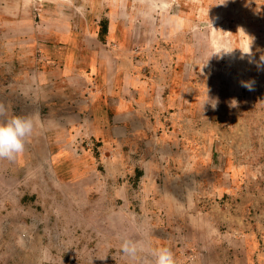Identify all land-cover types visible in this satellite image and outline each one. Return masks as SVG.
<instances>
[{
	"label": "crops",
	"instance_id": "obj_1",
	"mask_svg": "<svg viewBox=\"0 0 264 264\" xmlns=\"http://www.w3.org/2000/svg\"><path fill=\"white\" fill-rule=\"evenodd\" d=\"M45 1L53 12L60 11L57 2L70 3L95 19V24L67 28L85 35L82 68L73 69L71 77L67 68L65 85L51 83L44 99L36 88L32 97L20 99L24 115L33 121L35 139L26 141L23 161H34L39 171L43 163L52 162L58 171H66L76 187L74 193L106 194V207L99 199L86 205L114 210L110 221L115 231L122 232L117 209L125 205L136 220L131 241L142 249L138 258H154L153 251L163 246L171 249L175 259L192 250L205 259L203 264H259L251 259L254 254L264 258V138L259 139L260 154L253 170L250 163L255 160L247 153L249 125L239 115L224 123L212 114L203 118L196 106L174 98L180 91L171 89L164 76L151 90H125L120 53L101 37L106 3L111 0ZM24 2L0 0V17L20 16L10 10L15 5L18 12L24 10ZM210 2L216 6L213 15L221 19L238 14L248 18L251 9L264 11V0ZM167 3L163 1V7ZM217 5L223 13H218ZM227 27L231 34L264 32L263 26ZM111 32L109 25L107 33ZM242 39L246 50L263 46ZM15 62L2 39L0 67ZM22 63L25 57L17 59L16 64ZM3 72L0 123L10 116L9 73ZM260 130L262 136L264 129Z\"/></svg>",
	"mask_w": 264,
	"mask_h": 264
},
{
	"label": "rangeland",
	"instance_id": "obj_2",
	"mask_svg": "<svg viewBox=\"0 0 264 264\" xmlns=\"http://www.w3.org/2000/svg\"><path fill=\"white\" fill-rule=\"evenodd\" d=\"M154 1L106 3L103 19L112 32L103 40L120 53L121 85L125 90H151L164 76L171 89L180 91L174 98L196 106L203 118L212 114L224 123L239 115L249 125L247 153L255 160L250 168L256 170L259 139L264 138L260 130L264 129V32L231 34L227 26L264 27V11L250 8L248 18L238 14L221 19L213 15L216 6L210 0H167L166 7L165 0ZM57 4L60 11L53 12L49 1L25 0L24 10L18 12L17 5L10 10L20 16L0 17V41L9 45L12 62L16 61L0 67L4 77L3 69L9 73V119L27 118L20 99L32 97L35 88L44 99L51 83L65 85L67 68L70 77L73 69L82 68L85 35L70 29L93 25L95 19L70 3ZM217 8L224 12L221 5ZM243 37L263 46L246 50L241 46ZM22 57L25 65L16 64ZM32 139L31 135L26 141ZM22 153L12 160L0 159V264H154V258H132L121 251L125 239H134L136 221L125 205L117 209L122 232L115 231L110 221L114 210L86 205L99 199L106 207V194L74 193L66 171H58L52 162L43 163L39 171L34 161H23ZM258 255L251 261L264 264ZM198 263L205 259L192 250L175 259V264Z\"/></svg>",
	"mask_w": 264,
	"mask_h": 264
},
{
	"label": "clouds",
	"instance_id": "obj_3",
	"mask_svg": "<svg viewBox=\"0 0 264 264\" xmlns=\"http://www.w3.org/2000/svg\"><path fill=\"white\" fill-rule=\"evenodd\" d=\"M251 90V84H245ZM2 110V106H0ZM34 124L31 118L14 116L0 123V159H15L25 149L28 137L33 133ZM136 242L125 239L121 251L135 258L141 251ZM154 264H175L173 252L168 247H159L153 251Z\"/></svg>",
	"mask_w": 264,
	"mask_h": 264
},
{
	"label": "trees",
	"instance_id": "obj_4",
	"mask_svg": "<svg viewBox=\"0 0 264 264\" xmlns=\"http://www.w3.org/2000/svg\"><path fill=\"white\" fill-rule=\"evenodd\" d=\"M101 24H102V31H103L101 33V37H102V39H104V36L107 34L108 28H109L108 20L103 19Z\"/></svg>",
	"mask_w": 264,
	"mask_h": 264
}]
</instances>
